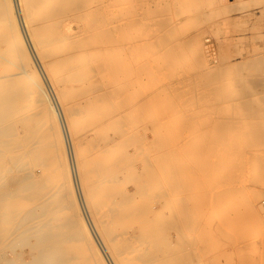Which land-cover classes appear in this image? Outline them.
I'll list each match as a JSON object with an SVG mask.
<instances>
[{
	"label": "bare ground",
	"instance_id": "bare-ground-1",
	"mask_svg": "<svg viewBox=\"0 0 264 264\" xmlns=\"http://www.w3.org/2000/svg\"><path fill=\"white\" fill-rule=\"evenodd\" d=\"M163 1L0 0V264H169L187 240L166 242V229L188 230L192 207L210 203L222 207L199 222L218 236L233 226L238 246L246 226H264L262 97L244 86L246 64L186 62ZM178 191L190 197L168 218ZM140 245L144 263L132 259Z\"/></svg>",
	"mask_w": 264,
	"mask_h": 264
},
{
	"label": "rangeland",
	"instance_id": "rangeland-1",
	"mask_svg": "<svg viewBox=\"0 0 264 264\" xmlns=\"http://www.w3.org/2000/svg\"><path fill=\"white\" fill-rule=\"evenodd\" d=\"M165 1H167V3L169 2V3L174 4L172 6H171V4H167V5H170L169 7H173V8H171V11H172V13H174V15L178 16L177 20H179V22L181 24V25H179L180 27L178 26V27L174 28L173 32L177 33L178 34L177 36H179L178 38L182 42L185 43L183 46L184 47L183 52L186 50V52H184V54L186 55V59H188L186 62L193 61L192 59L196 58L194 60L202 59L203 60L202 62H204L206 65H208V63H209V65H211V66L213 65V66L227 67V66H232V65H237V64L238 65L239 64H241V65L246 64V67H245L246 69L244 71L242 70L240 74L244 77H245V75L248 77V81L244 82V83H246L244 86L254 88L255 94L262 97L261 98L262 106L257 109V114L259 117L261 116L260 118H262L264 121V0H221V1H217V2H213L210 0H203L202 2L204 3V5H203V3H201V6H200V8H203L202 9L203 11H197L196 10V12H195V7L192 4L191 5L185 4V8L183 11L181 1L178 3V2H175V0H172V1L164 0L163 2H165ZM187 1L188 0H185V2H187ZM208 1H210V2H208ZM163 2H162V4H163ZM176 5L178 8H180V7L181 8L177 9ZM223 6H226L227 8L223 9ZM201 12H203V13H201ZM183 15L186 16L187 18H184ZM23 22L24 21L20 18V24L21 25H23ZM181 31H183V32L180 33ZM179 33L182 34V37ZM1 39H2V35H0V40ZM27 41L29 44L28 39H27ZM188 55H190L191 57ZM1 56H0V61L2 60ZM253 60L254 61L256 60V61L254 62ZM252 61H253V63H256V65L255 64L253 65ZM224 84H225V87H226V84H227V88L230 87V83L228 85L227 81H225ZM227 88L223 87V90H225V93L228 92ZM75 90H76V88H75ZM75 90H74V92H75ZM78 90H79V88H77L75 93L73 92L74 93L73 96L77 97L76 94L77 95L79 94ZM53 104H54V102H53ZM83 115H86V113H84V114L81 113V117ZM95 116L96 115H91L88 118L92 117V119H94ZM216 128L217 127L212 128V129L213 130L215 129L214 131L217 132V130L219 128H217V129ZM212 129L210 131L214 132ZM199 132L204 133V132H202V130L196 131V132L194 131V134L197 133L196 134L197 137L193 134L195 136V138H194L195 140H196V138L200 139L201 138L200 136L203 137V134L200 135ZM194 136H192V137L190 136L191 137V139L189 138L190 143L195 142V140H192ZM190 140H192V141H190ZM198 141H200V140H198ZM150 145L151 146H149V147L153 148L152 153L153 154L157 153L158 149L156 148L157 147L156 144L152 143ZM97 146H98L97 143L95 145H93V147L90 144L91 150ZM257 149H259V147ZM260 150L262 151V149H259V151ZM193 155L194 154H192L191 156H190V154H185L183 156V158L185 159L186 162H187V158H188V160L191 158L190 161L193 162L194 158L197 159ZM259 155L260 154L256 153V155H254V157H253V158H258V160H256V163H259V158H264L262 155H260V156ZM206 157L207 156H204V157L202 156V163L200 164V166L203 167V166L207 165V161H208L207 159H210V158H208V157L206 158ZM204 158H206L207 161L206 160L203 161ZM257 168H258L257 165H255L254 169L252 171H250V173H249V175L251 174L250 177H254V178L258 177L260 171ZM42 172H44V170ZM215 175H216V173H215ZM215 175L213 178H215ZM128 176H129V178L131 177V179H130V183L128 181L127 187H128L129 192H132V194H134L133 193L134 189L132 186L133 183L131 182L132 178H133V174L128 173ZM211 176H213V174ZM210 178H212V177H210ZM242 186L241 187L239 186V188L241 190L238 188V190H240V192H243L246 189L245 186H243V187ZM261 187H259L258 189L264 190V186H261ZM242 188H244V189H242ZM190 190H192V191H190ZM190 190L187 194H189L190 196H192L194 198L195 195L197 194V193H195V191L197 192V186H193V188H191ZM152 194L149 195L150 198H155L156 196H154V195H156V194H153L154 197H152ZM183 194H182V192H179V191H178V193L175 192L174 195H172V198L174 200V202L172 203L173 206L171 205V208L170 207L167 208L164 206V208H165L164 211L168 210L167 213L165 212L168 218L172 216L173 211L176 209V207L174 210L172 209V207L174 208V205L176 206L177 203L179 204L182 201L183 197H186V196L190 197L189 195H185L186 193L184 194V196H183ZM204 194H205V197L210 196V195H207L208 193L207 194L204 193ZM175 197H177V198H175ZM207 197H206V201H207ZM134 198H135L134 201H136L137 199H139V196H137V195L135 196V194H134ZM140 198L144 199L142 197H140ZM141 199H139V200L142 201ZM136 202H138V201H136ZM175 202H177V203L174 204ZM208 203H210V202H208ZM134 204H136V203L134 202ZM150 205H151V203H149L148 206H150ZM208 205L209 204H207L206 206L208 207ZM151 206H152V208L157 207L156 204L151 205ZM206 206H205V209H201V211L203 213L200 216H199L200 209L198 207H196L199 211L196 210L194 212L195 206L192 207L191 216H192V218L194 216V218H193L194 220L192 219L193 220L192 223H195V224L190 225L188 230H186V228L188 226H184V228L186 227L185 229L183 227L182 228L168 227L166 229V234L168 235V237H164V240L166 242L170 241V242H173V244L177 245V241H178L177 239H179V241H180L181 237L186 238L185 240H187V241H191L193 239L191 242L194 244H192L190 242L188 244L186 241L187 245L185 244V246H187V249L189 248V251H191V252L195 248L196 250L194 249L195 252L193 251V253H194V255L196 254V257L194 259V262L192 260H189L191 262H189V261L187 262V260H186L185 262H187V263H185V264H188V263L189 264H191V263L192 264L193 263L194 264H198V263L201 264L200 263L201 261H202V264H257V263H255V260L260 256V254L262 253V250L264 248V226H262V227L261 226H259V227L250 226L249 227V225L246 226V229L252 228V229H250V231H248V232H250L249 233L250 235H248L247 238L244 241H242L243 242L242 246H238L239 244H242V243H239L241 241L239 239H237L236 235H234L233 226H231L227 231L222 232L218 236V235H213L212 227L210 225L205 223L203 226L200 223L201 222L200 220H203L204 218H207V220H208V214L209 213L213 214V211L219 212V210H220L219 208L222 207L220 204L218 206L216 204H214L213 206H215V210H216L215 211L213 208L210 209V207H212L211 203H210L209 208H207ZM219 206H221V207H219ZM207 209H208V211H207ZM209 209H210V211H209ZM146 212L148 213V211H146ZM197 213H198V216H196ZM150 215H152V214H150ZM214 215H215V213H214ZM88 216H90V215L88 213H85L86 219L89 218L88 220H90V217H88ZM210 216L211 215L209 214V217ZM200 218H202V219H200ZM243 227L245 228V225ZM173 228H175V229H173ZM176 229L177 230L178 229L179 230L184 229V230H180V231L178 230L179 231V233H178L176 231ZM189 234H191V235H189ZM222 234H223V236H222ZM183 235H184V237H183ZM204 236H206V237H204ZM212 236H214V238ZM148 237H150V236H147V238ZM151 237H150V239L148 238V241L150 240L149 243H152V245H153L156 243V240L154 238H151ZM222 237H224V238H222ZM216 238H219V239H216ZM234 238H235V240H234ZM148 241H147V244H149ZM179 241H178V243H179ZM214 241H216V242H214ZM214 243H215V246H214ZM232 243H233V245H232ZM189 245H191V246L189 247ZM192 245H193V247H192ZM140 246H138L139 248H136L132 252V253L135 252L134 255H132V253L129 255H132V259H135V260L139 259L138 261H140L141 258L143 259V257H144V259L142 260L144 263L146 259L150 260L152 256L150 253H148L149 249H147V248L143 249L142 247H145V246H141V247ZM211 246H214V248ZM141 248H142V250H141ZM138 249H140L141 252L144 251V255H141V253ZM187 249L185 247L184 248L182 247L183 251H181V250H179V251L185 252ZM177 251H178V249H177ZM179 251L177 253L180 256L181 253H179ZM229 252L231 253L230 254L231 257L230 256L228 257ZM161 253H164V252H161ZM142 254H143V252H142ZM162 255H165V253ZM176 255L177 254H175V256H174L175 260L177 258H179V256L177 255L178 256L177 257ZM161 257H163V256L160 255L158 258H161ZM181 257H182V255L179 258L180 262L182 261ZM216 257H218V258H216ZM162 259H164V258H162ZM174 259L173 258L170 259L168 263L169 264L180 263V262H178L179 259H177V261H175ZM199 260H201V261H199ZM131 261L134 263V260H131ZM167 261L168 260H166V262ZM160 262H162L161 259H160ZM166 262L163 264H166Z\"/></svg>",
	"mask_w": 264,
	"mask_h": 264
}]
</instances>
